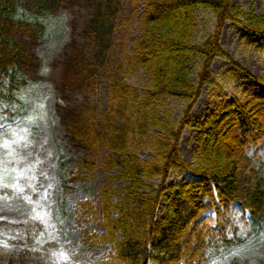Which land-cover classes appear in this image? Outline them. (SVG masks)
I'll use <instances>...</instances> for the list:
<instances>
[{
  "label": "trees",
  "instance_id": "obj_1",
  "mask_svg": "<svg viewBox=\"0 0 264 264\" xmlns=\"http://www.w3.org/2000/svg\"><path fill=\"white\" fill-rule=\"evenodd\" d=\"M76 5L90 14L82 29L84 42L66 58L63 76L80 91L96 85L102 76L108 85V105L99 113L83 96L76 105L58 107V116L70 142L86 154L79 175L91 173L96 166L93 155L104 151V171L117 170L128 183L117 201L107 185L100 188L99 205L78 201L80 213L100 212L106 229L105 235L84 229L83 243L111 242V252L99 264H197L210 253L240 243V224L255 222L264 208L260 183L240 187L246 155L264 143V91L234 97L222 114H210L204 121L192 118L191 111L202 87L216 83L210 73L214 58L231 60L219 43L225 23L231 21L264 38V14L233 0H144L135 48L129 57L113 63L119 0H0V105L7 107L0 109V117L12 114L17 89L36 67L27 45L38 42L40 24L15 14L20 10L38 17ZM202 11L213 15V28L196 43ZM139 70L147 76L143 92L125 81L128 71ZM255 80L264 88V76ZM168 98L184 105L176 123L157 106ZM186 127L196 131L193 164L179 150ZM141 147L153 153L151 159H140ZM173 170L188 176L169 184ZM157 177L160 185L154 188L148 181ZM0 264L16 263L0 256Z\"/></svg>",
  "mask_w": 264,
  "mask_h": 264
},
{
  "label": "rangeland",
  "instance_id": "obj_2",
  "mask_svg": "<svg viewBox=\"0 0 264 264\" xmlns=\"http://www.w3.org/2000/svg\"><path fill=\"white\" fill-rule=\"evenodd\" d=\"M119 1L120 25L114 33L113 63L129 57L135 48L134 42L139 36L137 17L143 10L144 0ZM233 1L239 7L252 6L257 13L264 14L263 0ZM89 14L86 7L77 5L38 17L20 10L15 14V18L39 23L41 27L38 42L27 45L35 56L36 67L27 72V81L17 89L12 114L9 118L0 117V256L16 264H99L111 252V242L93 246L83 243L84 229L97 235H105L106 229L100 212L80 213L77 203L88 200L99 205L100 188L104 185L112 191V200L117 201L128 183L118 177L117 170L104 171V151L93 155L96 166L91 173L79 175L83 173L80 166L86 154L70 142L58 116V107L76 105L83 96L99 113L108 105V85L102 76L86 91L68 84L63 76L66 58L84 42L82 29ZM213 22L211 13H199L196 43H201L212 31ZM219 43L234 63L223 57L214 58L210 73L216 83L202 87L191 111V117L196 120L222 114L231 99L245 92L264 91L255 80L264 76V38L250 35L241 26L227 21ZM125 81L143 92L147 76L143 70L136 74L128 71ZM157 106L163 115H170L172 123L177 122L184 109L183 103L171 98L160 101ZM6 108L0 105L1 110ZM153 133L155 130L150 129V134ZM195 149L196 131L186 127L179 150L188 164L194 163ZM138 156L148 160L153 153L141 147ZM71 173L75 179H69ZM187 176V172L173 170L167 183H177ZM257 183L264 189V143L251 150L242 163L241 190ZM148 184L157 188L160 178ZM238 198L243 201V192ZM138 201L136 198L135 202ZM164 206L162 201L159 210ZM239 227L240 243L210 253L197 264H264V208L255 222Z\"/></svg>",
  "mask_w": 264,
  "mask_h": 264
}]
</instances>
